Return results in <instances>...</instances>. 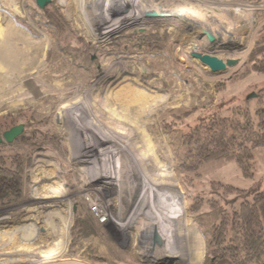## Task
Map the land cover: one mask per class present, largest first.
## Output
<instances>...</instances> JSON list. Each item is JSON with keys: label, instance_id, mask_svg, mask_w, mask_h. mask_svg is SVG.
Masks as SVG:
<instances>
[{"label": "rangeland", "instance_id": "1", "mask_svg": "<svg viewBox=\"0 0 264 264\" xmlns=\"http://www.w3.org/2000/svg\"><path fill=\"white\" fill-rule=\"evenodd\" d=\"M52 2L74 36L82 37L78 49L64 47L36 0H0V121L15 120L4 131L38 124L41 133L54 129L61 143L60 149L48 142L33 149L23 199L0 206V264H187L194 257L181 231L175 237V223L167 226L154 216L157 203L145 191L143 172L131 169L145 166V160L153 164L149 150L156 140L169 150L187 216L203 241L197 264H204L205 239L216 215L205 214L202 222L190 216L193 193L220 180L244 191L232 204L252 199L264 189V147L255 150L253 176H243L233 161H211L201 169V187L187 189L175 165L180 133L166 131L161 119L173 109L195 108L188 123L177 127L184 131L222 101L227 113L246 100L257 104L264 73L233 75L264 27V0ZM154 26L166 36L163 49L147 52L120 41L134 29ZM204 30L216 41L209 43ZM193 50L236 58L237 67L229 74V66L211 71L190 55ZM242 50L247 53L239 63L234 51ZM221 81L227 83L218 90ZM137 92L144 95L138 102ZM77 213L99 222L87 239L72 233ZM91 251L106 261H95Z\"/></svg>", "mask_w": 264, "mask_h": 264}, {"label": "trees", "instance_id": "2", "mask_svg": "<svg viewBox=\"0 0 264 264\" xmlns=\"http://www.w3.org/2000/svg\"><path fill=\"white\" fill-rule=\"evenodd\" d=\"M44 12L48 24L61 36L64 47L70 51L71 48L78 49L75 44L82 42V37L74 36L70 22L59 7L52 2L46 5ZM119 27L120 24L112 35ZM165 37L160 28L154 26L134 29L120 41L127 42L132 48L154 52L166 47ZM251 73H264V27L247 61L233 79H242ZM226 83L221 81L216 88L222 90ZM257 95L255 106H252L253 101L246 100L244 105L231 106L228 113L224 111L225 103L222 101L208 116L191 125L186 124L184 131L177 127L188 123L186 121L194 114L195 108L173 109L161 119L166 131L180 133L176 142L175 165L181 171V182L187 189L201 187V169L211 161H233L243 176L254 175L255 150L264 147V89H260ZM14 121H0V134L9 122ZM41 132L42 129L35 124L10 143H0V206L23 199L29 175L27 168L37 145L48 142L56 149L61 148L54 129ZM239 194H244V191L220 180H212L205 189H196L193 193L190 216L202 222L205 214L213 212L216 215L205 239L204 264H264V189L256 190L252 199H243L236 206L232 202ZM88 216L75 215L72 233L79 240L89 238L96 231L93 223L97 225L99 222L92 223L89 219L92 215L89 213ZM98 253L91 251L90 257L95 261H106Z\"/></svg>", "mask_w": 264, "mask_h": 264}, {"label": "bare ground", "instance_id": "3", "mask_svg": "<svg viewBox=\"0 0 264 264\" xmlns=\"http://www.w3.org/2000/svg\"><path fill=\"white\" fill-rule=\"evenodd\" d=\"M239 8H242V7L238 6L236 9H239ZM234 53L240 55L239 63H241V60L246 57L247 51L246 50L245 51L244 50L234 51ZM236 67H237V65L236 66H234V65L229 66V68L227 66L224 70H226L228 68L227 73L229 74ZM136 95H137V97L134 99L138 98L137 102L141 101L140 99H143L144 95L142 93L137 92ZM132 104H134V106L136 108L137 103L133 102ZM112 118H113V116H112ZM149 121H150L149 117H147L146 120H144V126L145 127L147 126L146 123ZM117 146L120 149L123 148V146L120 144H117ZM150 146H152V145H150ZM126 151H129V150L126 149ZM149 151L151 152V154L153 155V158H154L153 164H152V162L148 161L149 162L148 163L145 160V164H146L145 166H142L141 164L138 163L137 165H134L135 168L131 167V169L133 171L135 169V172H137V173L140 171L143 172V176H144L143 183L145 186V191L151 197L150 200L155 201V202L153 201L154 205H155V203H157V207H155L153 209L154 216L155 217H158V216L161 217V219H162L161 224H164V225L166 224L167 226L168 225L172 226L171 224L174 225V223H175V227H176V229H175L176 232L174 231L175 237L178 238V236H179L178 232L181 231V236H180V239L182 240L181 242H183V245L187 248L188 251H190L193 254V257H194L193 259H189L187 264H197L200 262L201 257L203 255V251H204L203 241H202V237H201L199 231L197 230L195 225H193L191 223L190 219L187 216L185 198H184L183 192L181 191L179 185H177V182H176L177 178H176L174 170H173L172 160L170 159V155L168 154L169 150H167L166 147H164V146L162 147L159 144L158 140H156L155 145L152 146V148ZM132 154H133V152H132ZM132 154H130L131 159H132ZM162 160H163V162H162ZM121 172H123V171H121ZM133 179H134L133 181H136L137 177L133 175ZM152 206H153V204H152ZM150 209H151V207H150ZM158 212H159V214H158ZM103 216H104V214H103ZM176 222L178 223V225ZM164 233H166V231H164ZM180 239H179V241H180ZM173 249L175 250V248H173ZM165 256H166V254L163 257H165ZM72 261H78V260L73 259Z\"/></svg>", "mask_w": 264, "mask_h": 264}, {"label": "water", "instance_id": "4", "mask_svg": "<svg viewBox=\"0 0 264 264\" xmlns=\"http://www.w3.org/2000/svg\"><path fill=\"white\" fill-rule=\"evenodd\" d=\"M52 0H36V3L39 7L45 8L47 4H49ZM209 43H213L216 41L215 36L207 31L204 30L202 32ZM190 55L194 58H197L202 64L206 65L211 71H223L227 66H232L238 63V59L236 58H228L226 60L218 57L215 54H210L207 52H199L193 50L190 52ZM24 131V125L19 124L16 126L11 127L9 130L4 131L3 138H0V142L5 140L7 142L13 141L16 137H18Z\"/></svg>", "mask_w": 264, "mask_h": 264}, {"label": "crops", "instance_id": "5", "mask_svg": "<svg viewBox=\"0 0 264 264\" xmlns=\"http://www.w3.org/2000/svg\"><path fill=\"white\" fill-rule=\"evenodd\" d=\"M0 49L2 50V46L0 45Z\"/></svg>", "mask_w": 264, "mask_h": 264}]
</instances>
